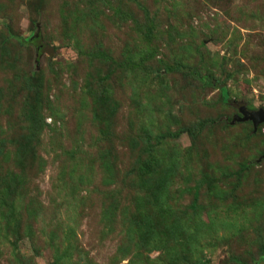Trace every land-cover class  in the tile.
Segmentation results:
<instances>
[{"label":"rangeland","instance_id":"374dc122","mask_svg":"<svg viewBox=\"0 0 264 264\" xmlns=\"http://www.w3.org/2000/svg\"><path fill=\"white\" fill-rule=\"evenodd\" d=\"M235 103L264 110V0H0V264H264Z\"/></svg>","mask_w":264,"mask_h":264},{"label":"trees","instance_id":"16d2710c","mask_svg":"<svg viewBox=\"0 0 264 264\" xmlns=\"http://www.w3.org/2000/svg\"><path fill=\"white\" fill-rule=\"evenodd\" d=\"M97 57H100L101 59L105 60V61H108L110 62L111 58L104 55L103 53H99L97 55ZM111 63H112V60H111ZM115 64L116 66H118L119 68H123L125 67L126 69H130V68H135V65H133L132 62H128V61H125L124 63H120V64H116L115 62L113 63ZM179 66L175 68H167V71L169 73H171L172 71H170L171 69H175V70H178ZM187 74L189 77H192V79H195V80H198L200 81L201 83H203L204 85L206 86H209V87H214L216 89H219V92H220V96H221V101L223 103H227L228 100H227V92H226V89L224 87H221L222 85L217 83V82H213L211 78L205 76V77H201L200 74L197 73V71L195 70H192V71H187ZM210 124L214 125L215 124V121H209ZM205 123H202V124H198L197 127L195 129H185V128H180L177 130V132L175 133H166V134H163V135H159L157 138H156V143L154 145H150L146 148V152L149 153L153 150V148L155 146H157L158 144H160L161 140L163 139H166V138H172V139H177L179 138L182 134H187L189 135L191 138H194L197 134V131L199 129H201L203 126H204ZM249 165H244L242 167V170H246L248 169ZM5 191V190H4ZM194 198L196 199L197 198V193L194 194ZM9 208H12V205L9 206Z\"/></svg>","mask_w":264,"mask_h":264},{"label":"water","instance_id":"95a60500","mask_svg":"<svg viewBox=\"0 0 264 264\" xmlns=\"http://www.w3.org/2000/svg\"><path fill=\"white\" fill-rule=\"evenodd\" d=\"M233 107L238 110L241 116L235 115L231 123L250 121L254 131L259 125L264 124V110L262 108H259L257 111H247L246 105L243 103L235 104Z\"/></svg>","mask_w":264,"mask_h":264},{"label":"clouds","instance_id":"9594fccd","mask_svg":"<svg viewBox=\"0 0 264 264\" xmlns=\"http://www.w3.org/2000/svg\"><path fill=\"white\" fill-rule=\"evenodd\" d=\"M235 104H238V103H235ZM235 104H233L232 107H233ZM243 104H244V103H243ZM235 109H236V108H235ZM246 110L249 111V110L247 109V107H246ZM236 111H237V113H238V110H237V109H236ZM256 111H257V110H256ZM236 115H237V114H236ZM238 116H241V115L238 113ZM261 125H263V124H261Z\"/></svg>","mask_w":264,"mask_h":264}]
</instances>
